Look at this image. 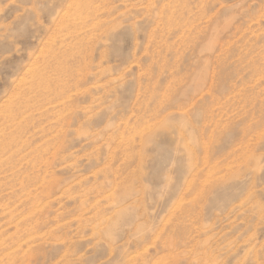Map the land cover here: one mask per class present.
<instances>
[{
	"label": "rangeland",
	"instance_id": "374dc122",
	"mask_svg": "<svg viewBox=\"0 0 264 264\" xmlns=\"http://www.w3.org/2000/svg\"><path fill=\"white\" fill-rule=\"evenodd\" d=\"M0 264H264V0H0Z\"/></svg>",
	"mask_w": 264,
	"mask_h": 264
},
{
	"label": "bare ground",
	"instance_id": "6f19581e",
	"mask_svg": "<svg viewBox=\"0 0 264 264\" xmlns=\"http://www.w3.org/2000/svg\"><path fill=\"white\" fill-rule=\"evenodd\" d=\"M141 227H142V225H141Z\"/></svg>",
	"mask_w": 264,
	"mask_h": 264
}]
</instances>
